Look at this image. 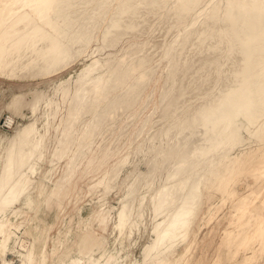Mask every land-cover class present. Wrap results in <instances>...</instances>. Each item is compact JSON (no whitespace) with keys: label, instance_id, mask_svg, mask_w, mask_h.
Masks as SVG:
<instances>
[{"label":"bare ground","instance_id":"bare-ground-1","mask_svg":"<svg viewBox=\"0 0 264 264\" xmlns=\"http://www.w3.org/2000/svg\"><path fill=\"white\" fill-rule=\"evenodd\" d=\"M95 1L93 0V3H90L89 0H0L1 78H6L12 81L19 79L29 80L35 78H49L62 73L77 62H83V67L77 75L74 76L69 74L68 78L64 77L54 85L53 96L45 102L40 127L37 126V120L30 121V123L25 125L17 123L19 117H22L23 119L26 118L24 115L25 109L27 110L28 107H31L32 110L33 108L30 106L31 102L28 101V97L13 94L11 100L7 102L4 107L9 113L7 123L14 129V133L11 135L6 133L0 134V154L4 153L3 157H5V160L2 159V163L0 164V258L2 264H13L6 260V257L9 254H15L22 264H38V256L41 257L42 264H190L191 256L197 242V235L192 231L194 223L198 219L197 215L200 213L202 207L208 206V216L207 218L205 217V221L210 223L213 221L217 210L222 205L221 201L218 202L217 199H215V195L214 197L211 195L206 196V192L211 193L218 191L223 197H225V195L229 193L235 194L234 183L238 182L241 177L246 175L255 177L259 175L264 176V63L262 61L264 60V0H221L219 5H216V1L215 7L213 6L207 9L210 10V12L214 10L213 14L209 12L207 13L206 11L207 14H212L211 19L214 20L218 19L224 10H229L227 11V17L225 16L227 19V22L225 21L227 23V29H223L226 24L224 26L221 25L223 26L222 30L224 31L222 38H226V42L230 39L229 41L231 45L229 44V46L231 47V50L226 49V51H231L232 54L239 52V54L243 55L240 60L237 58V61H239V63L237 62V67H235L237 63L234 65L230 63L234 66L233 68H235L236 71L239 72L238 69L243 70L240 79L237 81L233 80V83L231 81V84L228 85L229 87L225 86L227 87L225 94L218 98L216 97L217 99H215V101L205 104L206 107H203L204 110L199 112L198 109L201 110L202 108H198L196 110L198 113H194L191 118H186V120H184L179 126H176L178 128H176L175 131L168 133L167 128V134L164 133V137H155L156 141L151 137L155 135L158 136L157 132H155V135L152 133L153 135H149L150 137L148 136L149 138H147V135L142 131L148 125L147 122H150L148 120L142 126L143 128L146 124L141 131L142 133H140V135L138 134V136L136 135L137 138L135 137L136 140L134 139V142L130 143L127 140H121L119 142L117 147L121 146V148H113V143L108 141L104 146L100 147L104 133H101L102 131L99 133L98 130H100L101 127L103 128V124L106 126V123H110L106 122V119L111 112L113 115L122 113L121 111H118V113H114V110L111 111L114 108L111 109V107L114 106V100L116 98L115 94L125 92L127 88H129L131 90L130 92H128V89L124 96L121 94L123 97L120 95L121 98H116L117 100H119V98L122 99V102H127L129 97L138 87H147L151 75L142 78L138 76L139 72L145 69V66L141 67L137 65L139 62L141 65V61H136L137 66H134L131 69L129 68L132 73L129 72L127 67V69L124 67L123 61L125 59L124 56H126V49L123 58L117 61V65L114 64V61L118 60V58H115L116 55H112V52L107 54L105 52L107 50L109 51V49H111V51L116 50L115 48L118 46L117 41L122 38L120 37L122 31L126 36H128L131 31L130 34H133V30L130 31L127 27L130 26L129 29H134L135 31L141 29L140 33V30L136 33L134 31L136 35L137 33L141 34L143 31H147L146 29L148 28L146 27V29L142 31L143 24H140L143 21L142 19V21L140 20L141 22L139 21L140 23L135 20L140 13V15H143V12H145L144 15L141 16L144 18L146 15L147 18H149L148 16H155L158 12L160 14L162 13L163 20L166 19V27H160L159 32H161V28L164 30V28H168L169 25L174 24L173 22L176 19L178 21V18H180L179 15H184L186 13L189 14V11L195 3H191L189 0H174L173 3H175L171 4L176 6L177 11L172 13V7L164 8L167 0L166 2L164 0H126V2L120 5V10H117L119 12H116L114 18L110 17L111 20L108 23H106L107 21H104V23H106L105 30L98 38V34L102 28V25H99L102 24L100 23L102 16L105 12L106 16L111 12H114L116 7L114 2L110 4L107 3L109 0H102L101 3L100 0H98L99 3L95 6L96 8L92 10V4L94 6ZM118 1L115 4H118ZM170 2L171 1H169L168 4H170ZM213 2L215 3V1L212 0V3ZM112 5L114 6L113 9ZM195 6L193 9H195ZM197 6H199V4ZM202 6L203 5H201L200 8L204 10H206L204 7H209L207 5L204 7ZM228 7H230V9H227ZM160 9L164 12H160ZM173 9L175 10V7ZM108 10L109 12H107ZM197 10L200 11V9ZM204 10H201L200 12L203 11V14H205ZM195 13L198 12L196 11ZM195 13H192V20L198 18L203 21L209 16L206 14L207 16L203 15L204 17H199L198 14ZM123 14L128 15L127 17L125 16V18H128L126 20L124 18L125 21L123 20ZM193 14L196 15L194 18ZM162 15L159 17L161 18ZM224 15L226 14H222L223 18ZM200 16H202V14ZM159 17L157 16L154 18ZM133 19L140 25L137 23L135 25ZM207 19L208 17L205 21ZM147 21L142 23H145L144 25H146L148 24ZM183 21H180L182 22V25L186 22ZM198 21L197 23L200 25L204 22L201 21L202 23H199L200 21ZM220 21L222 24L224 23L221 19ZM101 22H103V20ZM180 22H178V26L174 25V27H180ZM125 23L128 26H125ZM197 23H194V28H197ZM206 23L208 25V22ZM203 24L201 25L202 27L205 26ZM220 24L218 26H220ZM207 25L206 28L210 29L211 26L207 27ZM201 26L198 25L199 28ZM186 27H184L183 30L181 28V32L178 31L180 33L176 35L177 37L173 44L171 43V47H169V50L165 54L166 61L169 62L171 59L175 60L177 57V49H175V47L177 48L178 45H182L179 49L181 54L183 51L186 52V50H189L190 47H193L191 50H195L193 45L198 42L197 38L199 39V33L196 29V31L193 30V27L191 29L192 31L188 27L190 31L188 32L187 30L188 33H185ZM126 28L128 35L125 33ZM170 28L171 27L169 26L168 30H170ZM206 28H202L204 32ZM200 31L201 34L203 31ZM212 31H206L205 35H207L206 33L209 35L206 37H210ZM204 32L202 34H204ZM209 32L211 33L209 34ZM232 33H235L234 36ZM118 34L120 35L118 36ZM135 34L133 35L135 36ZM216 36L217 35L214 36L213 34L212 38L219 39V37ZM163 37L165 38L164 35ZM204 37L205 36H203L201 40H203ZM206 37L205 39H207ZM181 39H183V42L178 43ZM196 40L197 42H195ZM152 42H154V40ZM176 42L177 46H175ZM212 43L214 44V40ZM215 43L216 45H212L211 48L204 50L206 56L202 53V62L204 61L207 63L209 60L205 57L210 58V56H208L209 52H213V50L218 48L219 43L216 39ZM224 45L225 44H223V47ZM95 46L98 47V49L94 51L93 48ZM154 46L155 48L152 44L153 48L149 46L150 48H148V50L150 51V49H152L154 52L158 45ZM219 48L221 49L220 46ZM149 51L148 54L151 53V51ZM127 52L129 51L127 50ZM130 52L127 54H132ZM194 52L195 51H193L192 56L191 52L184 54L185 56L188 55V57H185V59H188H184L185 61H183L184 65L182 62L175 63L174 65V61H172V64L169 62L172 67L175 66L173 71H177L178 73L179 69L186 67L184 68L186 73L182 71L180 75L183 76L185 73L183 76L184 78H188V76L190 77L194 72V68L192 70L191 65L195 66L198 64L199 66V62L201 61L199 58L196 60L197 57L194 58L199 54L196 55ZM96 53L99 55L96 56ZM151 54L150 58L153 56V54ZM193 54H195L194 57ZM132 56H134V54ZM143 56L147 57L145 54H143ZM189 56L192 59L194 58L197 63L195 64ZM198 56H200V54ZM226 56L229 58L231 54L228 55V53H226ZM141 57L142 55L138 56V60L145 61L144 58L142 59ZM150 58L148 55V59ZM178 58H181L182 61V55ZM130 59H128L129 61L126 59L128 63H130ZM148 59L146 60L150 62ZM189 59L192 64L189 63ZM204 59H206V61ZM143 64L145 65V62H143L142 65ZM203 64L204 63L200 66L204 69L205 64L204 66ZM133 65L130 64L129 66ZM181 65L183 67H181ZM258 67L262 68H259V70ZM233 68L231 66L230 72H235ZM187 69L188 72L192 70V74L190 72L191 75L187 74ZM173 71L171 72L174 73ZM196 71L198 72L197 68ZM177 73H175L174 76H176ZM196 74L197 73H194L195 76ZM219 74L220 72L218 73V76ZM227 74L228 73L226 72L225 75L227 76ZM170 75L171 74L168 73V76ZM209 76L210 75L207 77ZM179 77L176 78L177 81L179 80L181 83H184L182 80H190L191 82V77L195 78L196 80L194 79V81L197 82H200V79H202L201 76V78H198L197 76L196 78L193 77V75L189 79L182 78L180 80ZM211 79L210 76L208 81L211 82ZM168 80L165 82H172V80ZM203 80L204 78L202 79V82H200L201 88L205 84L206 87L210 86L207 85L206 76L204 80V82H206L205 84ZM197 82H193L192 80L191 84L185 82L184 84L182 83V85L180 83L183 87L185 86V88L178 83L179 86H175L176 88L178 87V90L175 89V92L172 90L173 95L170 94L171 97L173 96L172 98H174L175 93H177L178 97L176 98L178 100L180 98V93L182 95V91H179L181 88L185 89V92L183 91L184 93L190 91L186 93V95L183 94V96L185 95L186 97L188 94L189 97V94L193 92V87H195L193 83L198 86ZM172 84L174 85L173 82ZM187 84L192 88L188 90L189 86H187ZM192 84L194 86H192ZM198 87L200 88V86ZM221 90L222 89H220V91ZM208 91L209 90H204L203 92L202 90L200 95L205 93L203 95H206L207 97L209 95ZM34 92L36 93L38 90H35ZM34 92H31V94H34ZM170 92L171 91H169V93ZM169 93L166 94L168 95ZM163 95H165V93ZM167 95H165L166 98L168 97ZM165 96L160 98V108L164 107L162 109H166L165 107L167 106V109L169 110L168 105L171 103H175V106H177L176 104L178 102H176V98H174V100L170 98V101L167 99L169 103L166 105V102L168 101ZM35 98L36 97L33 98L34 101ZM164 98L166 102L162 101ZM42 99L44 100L45 98ZM178 101L180 103V99ZM162 102L165 104H162ZM179 105L180 104H178V106ZM121 109L122 108L119 106V110ZM171 109L174 110L172 107ZM178 109L179 108H177V110ZM162 111L164 112V110ZM32 113L33 110L31 114ZM36 113L37 112H35V114ZM167 113L169 112H166V114ZM172 115L168 114L166 117H171ZM165 116H162V118ZM107 120L109 121V119ZM162 121L166 122L167 120H161L160 122ZM165 122L163 123L165 124ZM105 129L106 127L104 130ZM169 131H171V129ZM127 132H123L124 135ZM149 133L150 132L148 131V134ZM120 134L119 137L121 136ZM244 134L249 136L250 140H246ZM119 137L117 139H119ZM152 140L155 141V146L154 143H151L154 147L151 152L155 155L150 157L146 154L147 157L144 160L151 165L152 160L155 159L153 162L154 164H152L153 172L156 173L157 171L158 173L160 167L166 166L167 162H173L178 158L180 159V163H176L180 164L179 169L177 171L174 170L175 172L171 175L167 174L168 176L164 178L163 184L158 190L151 192L150 190L153 188L151 187L150 190L141 193L142 195L135 200L136 197H134V193L137 194L135 186H137L138 181L136 178L137 181L135 182L134 180L133 183H136V185L132 188V192L134 193H129V196L132 195L135 201H131V204L127 201L124 202L119 200V203L122 202L121 205L123 204V206L117 215L114 216L112 214V208L107 206V201L106 203H100L97 205L95 210L92 208L81 209L86 225L89 223L91 226L95 225L103 231L109 232L110 240L102 253L98 254L99 249L97 248V244H94V238L89 235L83 240V247L89 245L92 248L89 251V255H83V247L75 249L72 245L70 246L72 235L69 234L67 238L64 239L63 237V239L59 241L58 236L60 235L54 237L53 243L51 244L52 253L47 254L46 249L48 250V238L46 237V234L48 229H46L44 233L39 234L37 238H28L27 236L29 235L25 236L29 240V247L26 250L23 245H20L23 237L21 239L17 238V236L8 228V224L17 227V223H19L26 214H30V218L27 222L37 223L40 230L44 227L48 216L53 215L54 222V220L58 218L59 207H61L63 200L66 198L67 193L71 188V183L75 177L79 175V173L83 177L88 176L96 167L97 169H100L104 166V168L100 169L98 174L88 183L90 194H98L99 197L97 199L101 200L114 189H120L130 181L134 174L132 172H125L129 161L135 154H141L145 150L144 148L147 143L149 141L152 142ZM202 141L210 143L212 151L210 150L209 152L205 151L206 153H200L201 148L207 150L206 142L203 144V147L199 145L201 148L198 149L197 144ZM51 143L53 144V149L51 152H48ZM163 145L165 148L162 147ZM125 146L127 149L125 148L123 150ZM149 146L150 143H148V147ZM195 146H197V148ZM197 149L200 155H198ZM201 156L204 157L202 160H200ZM40 163L45 164L46 168L43 167L42 169H39ZM167 165H169V163ZM163 168L167 170L166 167ZM163 168L161 167V170ZM173 168H175V166ZM151 169L152 168H150V171ZM164 169L163 171H165ZM169 171L171 172L170 169ZM36 173L40 175L39 180L32 178ZM152 176L155 177L154 175ZM199 176H201V179H198L200 178ZM172 177L174 180L171 181L170 179ZM160 179L162 180V178ZM48 182H50V184H48ZM140 184L141 183H139L138 186H140ZM150 185L151 184H149V186ZM130 187L133 186L130 184ZM128 190L127 192L131 191V189ZM248 191H250V189ZM149 194L150 199L146 202ZM252 195V193L247 196L244 195L245 197H243L241 201H248ZM129 198L132 200L131 197ZM136 202L138 204H136ZM144 204L145 206L143 207ZM132 205L138 206L137 212L135 214L133 213V215L130 214L133 210L130 211L129 207ZM262 206L263 207L257 209L254 217H252L250 211L247 212L246 217H252L253 222L252 227L249 225L251 227L250 229L244 228L245 230H242V228H240L238 231L236 230L235 232L228 233L224 241V247H236V253L234 254L233 259H236L237 256H239L242 247L248 245L246 247V251L248 252H250L252 247H256L254 257L256 263H253L252 258L246 254L239 264H260V260L264 254V237L261 236V226L264 224V203ZM134 209L136 210V208ZM149 210L153 212L150 220H143L145 212ZM110 224L112 225L111 231L108 229ZM148 226L150 227L149 230L147 229ZM17 228L19 229L20 227ZM91 232L93 231L91 230ZM142 237L148 238V242L138 247L140 248V254L137 256L136 254H133L131 250L134 247H137V243ZM55 248L59 251L58 253H55ZM61 250H68L69 256L67 258L63 257L61 255L63 251L61 252ZM222 259V255H218L217 263Z\"/></svg>","mask_w":264,"mask_h":264},{"label":"rangeland","instance_id":"rangeland-1","mask_svg":"<svg viewBox=\"0 0 264 264\" xmlns=\"http://www.w3.org/2000/svg\"><path fill=\"white\" fill-rule=\"evenodd\" d=\"M95 1V0H94ZM101 1L102 0H100V3H101ZM118 1V0H117ZM116 0H109V2H107V3H112V2H114V5H115V10H114V12H111L109 15H107L106 16V12H105V14L102 16V18H101V20H100V23H102V24H99L100 26L102 25V28L100 29V32H99V34H98V38L102 35L101 33L105 30V25H106V23H108L110 20H111V18L110 17H112V18H114L115 16H116V12H119V11H117V10H120V5L122 4V3H124V2H126V0H119L118 2V4H115L116 2H117ZM123 1V2H122ZM165 2H166V0H164ZM169 1H171L170 2V4H168L169 3ZM173 1L174 0H167V4H168V6H167V4L165 3V5L166 6H164V8H171V12L173 13L174 11H177V9H176V6H174V5H172V4H174L173 3ZM189 1H191V3H195V5L197 4H199V6H195L194 4H193V6H192V9L189 11V14L188 13H186V14H184V15H179L180 16V18H178V21H177V19L173 22L174 24H171V25H169L171 28H170V30H168L169 29V26H168V28H164V30H163V28H161V32H159V28L160 27H162V26H164V27H166L165 26V21H166V19H164L163 20V15H162V13L160 14L159 12L154 16V15H151L152 17H150V16H148L149 18H147V15H146V17L144 18V17H141V16H143L144 15V13L145 12H143V15H140L139 14V16H137V19L135 18V20H137L138 21V23H140L142 20V22H146L147 20V23L148 24H146V25H144L145 23H140V24H143V27H142V31L144 30V29H146V28H148V29H146L147 31H143L141 34H138L137 33V35L135 34L136 32H138V30H140L139 31V33L141 32V29H138L137 31H135L134 29H129L130 28V26L129 27H127L128 28V30H133V34H135V36L133 35V34H130L129 33V35H128V32H127V28L125 29L126 31H125V33H127V35L128 36H126L125 34H124V32L122 31L120 34H121V36L120 37H122V38H120V39H118V46H116V50H114V51H111V49H109V51L107 50L105 53L107 54V53H110V52H112L111 54L112 55H116V57L115 58H118V60H116V61H114V64L115 65H117V61H119L120 59H122L123 58V56H124V52H125V49H126V52H125V54H126V56H124L125 57V59H124V61H123V65H124V67L126 68H128V70H129V68L131 69L132 67H134V66H137V65H139V66H141V67H143V66H145V69L143 70V71H141V72H139V77H145V76H147V75H151V78H150V81H148V85H147V87L145 86V87H138L134 92H133V94L129 97V100H127V102H122V99H120L121 98V96L123 95L124 96V94H126L125 92L129 89V88H127V90L125 91V92H121V93H117V94H115L116 95V98L118 99V97H120L119 98V100H117L116 98H115V100H114V106H112L111 107V111H113L114 110V113H118V111H121L120 113L121 114H114L113 115V113L111 112V114L107 117V119H109V121L106 119V122H110V123H106V122H104V123H106V126H104L105 124H103V128L101 127L100 128V130H98L99 131V133L101 132V133H104L103 134V140H102V142H101V146L100 147H102V146H104L106 143H107V141L108 142H112L113 143V148H121V146L120 147H117V145L119 144V142L121 141V140H123V141H129L130 143H132V142H134V139L136 140V135L138 136V134L140 135V133H144L145 135H147V138H149L150 136H152L153 134L155 135V132H157L156 134L158 135V136H153V137H151L153 140H155L156 141V139H155V137L156 138H159V137H164V135L165 134H167V131H168V133L169 132H172V131H175L176 130V128H178V127H176V126H179L184 120H186V118L188 119V118H191L193 115H194V113L196 114V113H198L196 110L198 109V108H202L201 110L200 109H198V111L200 112V111H202V110H204L203 109V107L205 106V104H208L209 102H213V101H215V99H217L219 96H221V95H223V94H225L226 93V89H227V87H229L228 85L229 84H231V81H232V83L234 82V81H237V80H239L240 79V77H241V74L243 73V70H240V69H238L239 70V72L238 71H236L235 70V68H233L234 66V64H236L237 62L239 63V61H237V58H239L238 60H240V58L243 56L242 54H239V52H237L236 54H232L231 53V51L229 52L228 50H231V47L229 46V44H230V39L226 42V38H222L223 37V30H222V27L224 26L225 28H223L224 30L225 29H227V19H226V17H227V14H228V12L227 11H229V10H224V14H226V15H224V18L222 17V14H221V18L219 17L218 19H214V20H212L211 19V15L213 14V11L212 12H210V10H207V9H209V8H211V7H215L216 5H219L220 3H221V0H213V1H215V3L213 2L212 3V0H189ZM205 1V2H204ZM216 1H217V4H216ZM89 2L90 3H93V0H89ZM97 2V3H96ZM198 2V3H197ZM219 2V3H218ZM96 3V4H95ZM95 3H94V6H93V4H92V7H91V9L93 10L94 8H96L95 6H97V4L99 3V1L97 0V1H95ZM172 3V4H171ZM203 3H205V4H203ZM213 4V5H212ZM216 4V5H215ZM117 5V6H116ZM119 5V6H118ZM169 5H171V6H169ZM201 5H203L202 7H204L205 5H207V6H209L208 8L207 7H204V8H206V10H204V9H202V8H200L201 7ZM163 6V5H162ZM195 6V9H193V7ZM175 7V10L173 9ZM197 7V8H196ZM89 8V7H88ZM114 8V6L112 5V9ZM119 8V9H118ZM162 8V7H161ZM164 8H162V9H164ZM90 9V10H91ZM111 9V8H110ZM197 9H200V11L201 10H204V12H205V14H203V11L202 12H200V11H198ZM212 9H215V8H212ZM227 9H230V7H228ZM86 10V9H85ZM91 10V11H92ZM165 10V9H164ZM198 12V13H195V12ZM206 11H207V13L209 12V13H212V14H207L206 13ZM90 12V11H89ZM107 12H109V10L107 11ZM160 12H164L163 10H161L160 9ZM195 13V14H198V16L199 17H204L203 15H209L210 16V18H209V16H207L208 17V19L205 21V19L207 18H202V19H204L203 21L201 20V19H198V18H196V19H193L192 20V13ZM199 12H200V14H199ZM188 14V15H187ZM195 14H193V18L196 16ZM202 14V16H200ZM124 15V16H123ZM122 16H123V20H124V18H125V16L127 17L128 15L126 14H123ZM160 15H162L161 16V18L159 17ZM122 16H120V17H122ZM159 17V18H154V17ZM178 16V17H179ZM226 16V17H225ZM147 18V19H146ZM177 18V17H176ZM190 18H191V21H190ZM223 18V19H222ZM126 19H128V18H125V20ZM142 19V20H141ZM189 19V20H188ZM220 19L224 22L223 24H222V22L220 21ZM103 20V22H101ZM124 20V21H125ZM141 20V21H140ZM151 20H152V23H151ZM157 20V21H156ZM159 20V21H158ZM186 21V22H184V21ZM196 20V21H195ZM200 22H199V21ZM104 21H107L106 23H104ZM133 21H134V19H133ZM137 21H134L135 22V25H136V23H137ZM140 21V22H139ZM163 21V22H162ZM176 21H177V23H176ZM180 21H183L184 23H183V25H182V22H180ZM197 21L199 22V23H202L203 25H205L204 27H202L200 24H198L197 23ZM226 21V22H225ZM158 22V23H157ZM178 22H180V27H177L178 26ZM188 22V23H187ZM206 22H208V25H207V23ZM213 24H212V23ZM218 22H219V24H220V26L221 25H223V26H218L219 24H218ZM137 23V24H138ZM176 23V24H175ZM194 23H197L196 25H197V28L199 29H197L196 27L194 28V26H195V24ZM211 23V24H210ZM133 24V23H132ZM132 24H129V25H132ZM140 24H138V25H140ZM184 24H187V25H184ZM209 24H210V26H209ZM127 24L125 23V26H126ZM135 25H132V26H135ZM137 25V26H138ZM161 25V26H160ZM173 25V26H172ZM174 25H177V26H175L174 27ZM198 25L199 26H201L203 29L204 28H206V25H207V27H210V29H208V28H206V30H205V32L207 31L208 32V30H210V31H212L213 30V28H214V30H216L215 32H213L212 31V33L211 32H209V34H210V37H206V36H209L208 35V33H206L207 35H205V32H204V30L200 27H198ZM128 26V25H127ZM149 26V27H148ZM152 28H151V27ZM186 27L185 28V30H186V32L185 33H188L191 29H192V27H193V30H197L198 31V33L200 34V30H202L203 32H204V34H200V36H199V34H198V37H199V39L197 38V40H198V42H197V40L195 41V42H197V43H195V45H193L194 46V49L195 50H191L193 47H190V49L189 50H186V52L185 51H183V53L181 54V52H180V48H181V46L182 45H178L177 46V42L179 41V39H178V41L175 43V46H177V48L175 47V49H177L176 50V55H177V57L175 58V60L173 59H171V61H169L171 64H172V61H174L173 62V65L175 64V63H183V65H184V62L183 61H185V60H187L188 58H186L185 59V57L187 56L188 57V55H184L185 53H187V52H191V56H192V53H193V51H195L194 53H196V55L199 53L200 54V56H195L194 57V55L195 54H193V57L194 58H196V60H198V58L201 60L199 63V66H198V64L197 65H195V66H193V65H191L192 66V70H193V68H194V72H193V74H192V70H190V72H191V74L193 75V77H198V78H201L202 77V79L204 78V80H205V76H206V80H207V85H210V86H205L206 84V82H204V80H203V82H204V86H202V88H201V85H200V82H202V79H200L201 81L200 82H197V81H194V79L195 78H192L191 76V74H190V72H188V69H187V74H189V75H191L190 77H191V82H190V80L188 81L187 79H189L190 77L188 76V78L187 77H185V78H187L186 80L187 81H185V80H182V81H184V83L186 82V83H192V80H193V82H197L198 83V86H200V88L198 87V86H196L197 84H195V83H193L194 85H195V87H193L194 89H192V91L194 92L195 90V92L193 93V92H191V94H189V97H188V94H187V97L185 96L186 95V93H188V92H190V91H186V93H184L185 91V89H183V88H185V86L183 87L182 85L184 84L183 82V84L178 80L177 81V78L176 77H179V79L181 80L182 78H184L183 76H184V74L186 73L185 71V69L184 68H186V67H184V68H181V69H179L178 70V73H177V71H173L174 69H175V66H173L172 67V65L168 62V61H166L165 60V54H166V52L169 50V47H171L170 45H172L173 44V42H174V40H175V38L177 37L176 35H178L181 31V28L182 27ZM217 26V27H216ZM146 27V28H145ZM184 27L182 28V30L184 29ZM188 27H189V29H188ZM191 27V28H190ZM219 27V28H218ZM132 28V27H131ZM151 28V29H150ZM212 28V29H211ZM154 29V30H153ZM208 29V30H207ZM239 29V28H238ZM174 30V31H173ZM175 30H177V31H175ZM184 30V31H185ZM187 30H188V32H187ZM195 30V31H196ZM222 30V31H221ZM134 31H135V33H134ZM178 31H180V32H178ZM183 31V32H184ZM192 31V30H191ZM200 31V32H199ZM120 32V31H119ZM165 32V33H164ZM168 32V33H167ZM178 32V33H177ZM216 32H217V34H216ZM123 33V34H122ZM172 33V34H171ZM177 33V34H176ZM219 33H221V34H219ZM101 34V35H100ZM120 34H118V36L120 35ZM175 34V35H174ZM213 34H214V36L215 35H217L216 37H219V39L218 38H212V36H213ZM235 34V33H234ZM234 34L232 33V35L234 36ZM100 35V36H99ZM131 35V36H130ZM140 35V36H139ZM158 35V36H157ZM163 35L165 36V38L163 37ZM219 35V36H218ZM125 36V37H124ZM142 36V37H141ZM144 36V37H143ZM203 36H205L207 39H205V37H204V39L203 40H201V38L203 37ZM119 38V37H118ZM154 40V42H152L153 40ZM167 38V39H166ZM171 38V39H170ZM211 38V39H210ZM222 38V39H221ZM169 39H170V41H169ZM184 39V38H183ZM183 39H181L180 40V42H178V43H182L183 42ZM215 39H216V41L219 43H217L220 47H221V49L219 48V46H218V48L220 49H216V50H213V52H209V55L208 56H210V58L209 57H205V58H207V60H209V61H207V63H209V64H207V63H205L204 61L202 62V53H204V55H205V49H207V48H211L212 47V45H216V43H215ZM121 40H123V41H121ZM152 40V41H151ZM156 40H157V42H156ZM213 40H214V44L212 43L213 42ZM203 41V42H202ZM210 41H212V42H210ZM148 42V43H147ZM158 43V44H156V43ZM226 42V43H225ZM119 43H120V45H119ZM146 45H145V44ZM172 43V44H171ZM222 44V46H221V44ZM137 44V45H136ZM140 44V45H139ZM144 44V45H143ZM149 44V45H148ZM151 44V45H150ZM152 44H153V47L155 48V46L154 45H158V49L156 48V50L153 52V50L152 49H150V51H151V53L153 54V56H151V58H150V54H148V48H153L152 47ZM160 44V45H159ZM197 44H199V45H197ZM223 44H228V45H224V47H223ZM133 45H134V47H133ZM231 45V44H230ZM150 46V47H149ZM200 46V47H199ZM118 47V48H117ZM137 47H139V48H137ZM142 47V48H141ZM162 47V48H161ZM95 48V49H94ZM93 48V50L95 51L96 49H98V47H94ZM133 50H132V49ZM134 48H136V49H134ZM141 48V49H140ZM202 48H204V49H202ZM131 49V50H130ZM201 49V50H200ZM226 49H228L227 51H226ZM127 50L130 52V51H132V52H130V53H132V54H127V53H129V52H127ZM136 50V51H135ZM139 52H138V51ZM116 51V52H115ZM134 51V52H133ZM147 51V52H146ZM149 51V52H150ZM217 52V53H216ZM123 53V54H122ZM135 53H136V55H135ZM138 53H140V54H138ZM147 53V54H146ZM226 53H228V55H230L231 54V56H229V58L226 56ZM117 54H118V56H117ZM121 54H122V56H121ZM134 54V56H132ZM143 54H145V55H147V57L146 56H143ZM151 54V55H152ZM162 54V55H161ZM189 54V53H188ZM218 54V55H217ZM239 54V55H238ZM99 54L98 53H96V56H98ZM141 56L142 55V59L144 58V60L145 61H143V60H138V56ZM148 55H149V58L150 59H148ZM180 55H182V61H181V58L179 59L178 57L180 56ZM190 55V54H189ZM232 55H234V56H232ZM236 55V56H235ZM238 55V56H237ZM113 56V57H114ZM184 56V57H183ZM206 56V55H205ZM219 56V57H218ZM130 57H131V59H130ZM137 59H136V58ZM201 57V58H200ZM225 57H227V58H225ZM231 57V58H230ZM115 58H113V59H115ZM134 58H135V61H134ZM189 58H191L190 56H189ZM193 58V59H194ZM212 58V59H211ZM219 58V59H218ZM221 58V59H220ZM232 58H234V59H232ZM128 59H130V63H128V61L127 60ZM146 59H148V60H150V62H148ZM185 59V60H184ZM192 58H191V60L193 61V62H195V59L193 60ZM229 59V60H228ZM264 59V58H263ZM131 60H133V61H131ZM190 60V59H189ZM191 60L189 61V63H191ZM205 61H206V59H204ZM212 60V61H211ZM217 60H219V61H217ZM138 61H141L142 63L143 62H145V65L143 64L142 65V63H141V65H140V62L139 63H137ZM148 63H147V62ZM176 61H178V62H176ZM221 61V62H220ZM263 61V63H264V60H262ZM188 62V61H187ZM219 62V63H218ZM235 62V63H234ZM128 63V64H127ZM136 63H137V65H136ZM186 63V62H185ZM197 62H195V64H196ZM202 63H204L205 64V68L203 69V67L202 66H200V65H202ZM233 64V65H231V64ZM238 63L235 65V67H237L238 66ZM113 64V65H114ZM133 65V64H135V65H133V66H129V65ZM147 64V65H146ZM149 64V65H148ZM192 64V63H191ZM204 64H203V66H204ZM212 64V65H211ZM114 65V66H115ZM125 65H127V66H125ZM208 65V66H207ZM129 66V67H128ZM202 67L201 69L200 68H198V67ZM231 66H232V68H233V70H235V72H230V68H231ZM261 66V65H260ZM82 67H83V62L82 61H80V63L79 62H77L76 64H74L73 66H71V67H69L67 70H65V71H63L62 73H60V74H58V75H55V76H53V77H49V78H35V79H29V80H27V79H19V80H9V79H6V78H1L0 77V134H3V133H6V134H13L14 133V129L13 128H11L10 126H9V124L7 123V121H8V116H9V113H8V111H6L5 109H4V107H5V105H6V103L7 102H9L10 100H11V97H12V95L13 94H17V95H24V96H26V97H28V101H30L31 102V105L30 106H32L33 108H32V110H33V113L31 114V112H32V110H31V107H28L29 109H30V111H29V109L27 108V110L25 111L24 110V115L26 116V118H22V117H19L18 119H17V123H20V124H23V125H25V124H28V123H30V121H34V120H37L38 121V124H37V126L38 127H40V124H41V117H42V114H43V112H44V108H45V102H46V100L47 99H49L50 97H52L53 96V92H54V90H53V87H54V85L55 84H57L58 82H59V80H61L62 78H68L69 77V74H72V75H77L78 74V72L82 69ZM113 67V66H112ZM147 67V68H146ZM169 67V68H168ZM181 67H183L182 65H181ZM218 67H219V69H218ZM126 68V69H127ZM196 68H197V70H198V72L196 71ZM242 68V67H241ZM261 69L262 67H258V69ZM153 69V70H152ZM222 69H223V71H222ZM259 69V70H260ZM180 70H181V72H180ZM185 70V71H184ZM203 70V71H202ZM206 70V71H205ZM225 70H226V72L228 73L227 74V76L225 75L226 74V72H225ZM232 70V71H233ZM171 71H173L174 73H172ZM182 71L183 72H185L184 74H183V76L182 75H180L181 73H182ZM213 71V72H212ZM129 72L130 73H132L131 72V70H129ZM208 72V73H207ZM220 72V74H219V76H218V73ZM130 73H128V74H130ZM168 73H170L171 75L170 76H168ZM175 73H177L176 74V76H174V74ZM194 73H197L196 74V76L194 75ZM206 73V74H205ZM20 74H22V73H20ZM173 74V75H172ZM179 74V75H178ZM208 75H210L211 76V82H209L208 81V79L210 78V76L209 77H207ZM224 75H225V77H224ZM168 76V77H167ZM174 78H173V77ZM201 76V77H200ZM222 76V77H221ZM169 77H171V78H169ZM196 77V78H197ZM215 77V78H214ZM169 80H172V82L174 83V85L172 84V82L171 81H169ZM184 78V79H185ZM208 78V79H207ZM224 78V79H223ZM228 78V79H227ZM6 79V80H5ZM175 79V80H174ZM223 79V80H222ZM230 79V80H229ZM166 80H168L169 82L168 83H170V84H168L167 82H165ZM196 80V79H195ZM215 82H213V81ZM229 80V81H228ZM234 80V81H233ZM136 81V80H135ZM175 81H177V82H175ZM219 81V82H218ZM225 81V82H224ZM209 82V83H208ZM224 82V83H223ZM229 82V83H228ZM133 83H134V81H133ZM167 83V84H166ZM177 83V84H176ZM178 83L183 87V88H181V89H179V91L181 92L182 91V95H181V93H180V103H179V99L177 100V98L176 97H178V94L177 93H175V97L174 98H176V102H178L176 105L177 106H175V103H171V104H169L168 106V108H169V110L167 109V104L169 103V99L170 98H172L171 97V95H173V92H172V90L174 91L175 89H177L178 90V87L176 88L175 86H179L178 85ZM219 83V84H218ZM226 83V84H225ZM187 84V86H189ZM192 84V86H194ZM201 84H203V83H201ZM225 84V85H224ZM131 85H133V84H131ZM173 85V86H172ZM225 86H227V87H225ZM166 87H170V88H166ZM190 87V88H189ZM188 87V90L189 89H191L192 87L191 86H189ZM196 87H198L197 89H195ZM204 87H205V89H204ZM211 87V88H210ZM146 88V89H145ZM172 88V89H171ZM207 88V89H206ZM224 88H225V90H224ZM144 89V90H143ZM165 89V90H164ZM168 91H167V90ZM220 89H222L221 91H220ZM35 90H38V92H34ZM52 90V91H51ZM186 90H187V87H186ZM202 90H203V92H204V90H209L208 92H209V95L206 97V95H203V94H205V93H202V95H200V92H202ZM131 90L129 89L128 90V92H130ZM166 91V92H165ZM169 91H171L170 93H169ZM176 91V90H175ZM174 91V92H175ZM184 91V92H183ZM216 91V92H215ZM31 92H34V94L36 95H34V94H31ZM127 92V93H128ZM163 92V93H162ZM206 92V91H205ZM4 94V95H2V94ZM152 93V94H151ZM165 93V95H167L166 93H169L167 96L169 97H167L166 98V96L165 95H163ZM195 93H197V94H195ZM38 94H39V96H38ZM122 94V95H121ZM171 94V95H170ZM183 94H185L184 96H183ZM28 95V96H27ZM121 95V96H120ZM177 95V96H176ZM191 95V96H190ZM194 95H195V97H194ZM216 95V96H215ZM122 96V97H123ZM153 96V97H152ZM162 96V97H161ZM165 96V98H166V100L168 101V102H166V100H165V98L162 100L163 102L165 101L166 102V109H162V108H164V107H162V108H160L161 106H160V98H163ZM182 96V97H181ZM200 96V97H199ZM214 96V97H213ZM34 97H36L35 98V101L33 100V98ZM40 97V98H39ZM204 97V98H203ZM212 97V98H211ZM217 97V98H216ZM42 98H45L44 100L42 99ZM174 98H172L173 100H174ZM185 98V99H184ZM195 98V99H194ZM203 98V99H202ZM214 98V99H213ZM41 99H42V101H41ZM171 99V100H172ZM181 99H183V100H181ZM121 100V101H120ZM198 100V101H197ZM43 101H44V103H43ZM118 103H117V102ZM126 101V100H125ZM129 101V102H128ZM160 101V102H159ZM182 101V102H181ZM207 103H206V102ZM29 102V103H30ZM34 102V103H33ZM134 102V103H133ZM162 102V104H165V103H163ZM185 102V103H184ZM194 102V103H193ZM115 103H117V104H115ZM121 103V104H120ZM129 103V104H128ZM33 104V105H32ZM129 106H127V105ZM161 104V105H162ZM178 104H180L179 106H178ZM185 104V105H184ZM28 105V106H29ZM36 105V106H35ZM39 105H40V107H39ZM118 105V106H117ZM117 106V107H116ZM119 106H120V108H124L125 109V111H124V109L122 110H119ZM124 106V107H123ZM164 106V105H163ZM184 106V107H183ZM35 107V108H34ZM43 107V108H42ZM126 107V108H125ZM131 107V108H130ZM171 107L172 108H174V110L173 109H171ZM206 107V106H205ZM204 107V108H205ZM145 108V109H144ZM155 108V109H154ZM177 108H179L178 110H177ZM182 108V109H181ZM118 109V110H117ZM164 110V112L162 111V110ZM176 109V110H175ZM190 109V110H189ZM42 110V111H41ZM130 110V111H129ZM166 110V111H165ZM171 110V111H170ZM37 112L36 114H35V112ZM116 111V112H115ZM124 111V112H123ZM143 111V112H142ZM155 111H156V113H155ZM174 111H176V112H174ZM30 112V113H29ZM163 112V113H162ZM166 112H169V113H167L166 114ZM27 113V114H26ZM143 113V114H142ZM153 113H155V114H153ZM160 113H161V115L162 116H165V114H166V116L169 114V115H172L171 117L169 116V117H164V118H162V116L160 115ZM36 116H35V115ZM152 114V115H151ZM121 115V116H120ZM179 115V116H178ZM120 116V117H119ZM151 118H150V117ZM159 116H161V117H159ZM116 117V118H115ZM178 117V118H177ZM39 118V119H38ZM114 118V119H113ZM176 118V119H175ZM185 118V119H184ZM113 119V120H112ZM134 120V121H133ZM150 121V122H147V121ZM161 120H167L166 122L165 121H162V122H160ZM174 120V121H173ZM132 121V122H131ZM113 122V123H112ZM147 122V126H146V124L144 125V130H143V128H142V126H143V124L144 123H146ZM163 122H165V124L163 123ZM176 122H177V124H176ZM159 123V124H158ZM109 124V125H108ZM128 124V125H127ZM130 124V125H129ZM159 126H158V125ZM160 124H161V126H163V127H161L160 126ZM162 124H164V125H162ZM153 126V127H152ZM175 126V127H174ZM106 127V129L104 130V128ZM109 128V129H108ZM130 128V129H129ZM140 128H142V129H140ZM151 128H152V130H151ZM159 128H161V129H159ZM168 128V129H167ZM171 129V131H169L170 129ZM174 128V129H173ZM102 129V130H101ZM108 129V130H107ZM166 129H167V131H166ZM107 130V131H106ZM143 130V131H142ZM105 131V132H104ZM127 132L125 135H124V133L123 132ZM140 131V132H139ZM142 131V132H141ZM148 131L150 132L149 134H148ZM159 131V132H158ZM120 132H121V134H120ZM139 132V133H138ZM153 133V134H152ZM165 133V134H164ZM119 134L121 135L120 137H119ZM122 135H124V136H122ZM150 135V136H149ZM149 136V137H148ZM246 136V137H245ZM119 137V139H117ZM136 137V138H135ZM244 137L246 138V140H250V137L249 136H247L246 134H244ZM131 139V140H130ZM118 140V141H117ZM152 140V142H148V143H150V146L148 147V143H147V145H146V147L144 148L145 150L141 153V154H135L133 157H132V159L129 161V163H128V165H127V167H126V170H125V172H132V173H134L133 175H132V178L130 179V181L129 182H127L124 186H122L120 189H114L111 193H109L108 195H106V197H104V198H102L100 201L97 199L98 197H99V195L98 194H90V192H89V182L94 178V176L95 175H97L98 174V171L100 170V169H103L104 168V166H102L100 169H97V167L96 168H94L93 169V171L88 175V176H82L80 173H79V175H77L76 177H75V179L72 181V183H71V188H70V190L68 191V193H67V196H66V198L63 200V203H62V205H61V207H59L60 209H59V213H58V218L56 219V220H54V222H53V215L52 216H48V218H47V221L45 222V225H44V227H42V229L40 230V228H39V226H38V224L37 223H33V222H27V220L30 218V214H26V216H24L23 218H22V220L19 222V223H17V227H20L19 229L16 227V226H14V225H12V224H8V228L12 231V233L13 234H15L16 236H17V238H22L23 237V240L20 242V240H19V242H20V245L22 246H24L25 248H26V250L28 249V247H29V240H28V238H30V237H33V238H37V236L39 235V234H42V233H44L45 231H46V229H48V231H47V234H46V237L48 238V241H47V244H48V250L46 249V253L48 254H51L52 253V243H53V240H54V237H57L58 235H60V236H58V241L59 240H61V239H63V237H64V239L65 238H67L68 236H69V234L70 235H72V238H71V240H70V246L72 245V247H75V249H79V248H81V247H83V240L85 239V237L86 236H91L92 238H94V244H97V248L99 249L98 250V254H100V253H102L103 251H104V249H105V246L107 245V243L109 242V240H110V236H109V232H106V231H103L101 228H99L98 226H95V225H93V226H91L89 223H88V225H86V223H85V221H84V218H83V214H82V212H81V209H83V208H86V209H89V208H92V209H96V207H97V205H99L100 203H106V201H107V206H109L110 208H112V214L115 216V215H117L118 214V212L121 210V208H122V206H123V204L121 205V203H119V200H122V201H124V202H128V203H131L132 204V202L131 201H133L134 199V197H136L135 198V200H137L142 194L141 193H144L145 191H148V190H150L151 189V187H153L152 188V190H150L151 192L153 191H155V190H158L159 188H160V186L163 184V180H164V178L165 177H167L168 175L167 174H173L175 171L174 170H178L179 169V165L180 164H176V163H180L179 162V158L177 159V160H175V161H173V162H167L166 163V166H161L162 168L163 167H166L167 168V170H165L164 168V170L165 171H163V169L161 170V167H160V169H159V171H158V173H157V171H156V173L155 172H153V165L152 164H154L153 162L155 161V159L154 160H152V162H151V165H150V163H148V162H146L144 159L147 157V155L148 156H150V157H153L155 154L153 153V152H151V150H153V144H151V143H154V146H155V141H153ZM204 142V143H203ZM205 142H206V148H207V150H205V149H203V148H201V147H203V144H205ZM116 143V144H115ZM202 144V145H201ZM151 145H152V147H151ZM198 149H200L201 150V152L200 153H204L205 151L206 152H209L210 150L212 151V148L210 147V143H208L207 141H202V142H199L198 144ZM201 147H200V146ZM53 147V144L51 143L50 144V147L48 148V152H51L52 151V148ZM95 147V146H94ZM93 147V148H94ZM152 149H151V148ZM162 147H164L165 148V146L163 145ZM161 147V148H162ZM196 148H197V146H195ZM204 147H205V145H204ZM126 148V146L123 148V150ZM163 148V149H164ZM211 148V149H210ZM51 149V150H50ZM127 149V148H126ZM198 149H197V153H198V155H200V153L198 152ZM199 150V151H200ZM204 150V151H203ZM148 151V152H147ZM150 151V152H149ZM205 152V153H206ZM147 154V155H146ZM1 156H0V164L2 163V159L3 160H5L4 158L5 157H3L4 156V153H1L0 154ZM139 155V156H138ZM141 155V156H140ZM135 157H136V159H135ZM202 158H204V157H200V160H202ZM135 161V162H134ZM169 163V165H167ZM171 163V164H170ZM148 165V166H147ZM165 165V164H164ZM176 165H178V166H176ZM136 166V167H135ZM151 166V167H150ZM175 166V168H173ZM43 167H45V164H43V163H40L39 164V169H42ZM148 167V168H147ZM171 167H172V169H171ZM1 168V167H0ZM46 168V167H45ZM150 168H152L151 169V171H150ZM145 169H146V171H145ZM149 169V170H148ZM169 169L171 170V172L169 171ZM144 171V172H143ZM148 172H149V174H148ZM169 172V173H168ZM140 174V175H139ZM143 174V175H142ZM158 174V175H157ZM139 175V176H138ZM145 175V176H144ZM152 175H154L155 177H153ZM163 175V176H162ZM35 176V177H34ZM150 176V177H149ZM153 177V179H152V177ZM157 176V177H156ZM140 178V180H139V178ZM200 178H198V179H201V176H199ZM32 178L33 179H35V180H39L40 179V175L39 174H35V175H33L32 176ZM138 179V181H137V179ZM151 178V179H150ZM156 178H157V180H156ZM160 178H162V180L160 179ZM141 179H142V181H141ZM134 180H135V182L137 181V186H138V184L139 183H141L140 184V186H135L136 187V189L135 190H137V194H135L134 192H132V188H134V185H136V183L135 184H133L134 183ZM149 180H150V182H149ZM152 180V181H151ZM161 180V181H160ZM171 181L172 180H174L173 179V177L170 179ZM53 181H55V180H53ZM53 181H52V183H53ZM141 181V182H140ZM151 184L150 186H149V184ZM160 183V184H159ZM48 184H50V182H48ZM130 184H131V186H133V187H130ZM152 184H154V185H152ZM54 185V184H53ZM146 185H147V187H146ZM159 185V186H158ZM234 189H235V194H232V193H229V194H227V195H225V197H223V195L220 193V192H218V191H215V192H206V196H208V195H211V196H213L214 197V195H215V199H217V201L218 202H222V205L219 207V209L217 210V212H216V216H214L215 218L213 219V221L212 222H210V223H207L206 221H205V217L207 218V216H208V213H207V207L208 206H204V207H202V209H201V211H200V213L197 215V220L195 221V223H194V226H193V233L194 234H196L197 235V239H196V245H195V247H194V250H193V254H192V256H191V262H190V264H239V262H241L242 260H243V258L245 257V255L247 254L248 256H250L251 258H252V262L253 263H256V260H254V257H255V253H256V247L254 246V247H252L251 249H250V252H248V251H246V247L248 246V245H246V246H244V247H242L241 248V250H240V253H239V256H237V258L236 259H233V257H234V254L236 253V247H224V241H225V239H226V237H227V234L228 233H231V232H235L236 230L238 231L240 228H242V230H245V229H250L251 227H252V225H253V222H252V217H254V214H256V211H257V209H259L260 207H263L262 205H263V203H264V176L263 175H259V176H257V177H255V176H251V175H246V176H243V177H241L239 180H238V182H236V183H234ZM255 186V187H254ZM125 187V188H124ZM130 187V188H129ZM138 188V189H137ZM146 188V189H145ZM128 189H131V191L130 192H127V190ZM250 189V191H248ZM139 190V191H138ZM129 191V190H128ZM142 191V192H141ZM247 191V192H246ZM127 193H128V195H127ZM129 193H134V197L131 195V196H129ZM140 193V194H139ZM253 194L252 196H251V198L250 199H248V201L246 200V201H241V199L243 198V197H245L244 195H250V194ZM137 195V196H136ZM128 196V197H127ZM129 197H131L132 198V200L129 198ZM124 198H125V200H124ZM129 198V199H128ZM68 199V200H67ZM97 199V200H96ZM127 199V200H126ZM149 199H150V194L148 195V197H147V200H146V202H148L149 201ZM128 200H130V201H128ZM134 200V201H135ZM237 201H238V203H237ZM72 202V203H71ZM146 202H145V204H146ZM242 202V203H241ZM246 202V203H245ZM120 204V205H119ZM136 204H138L137 202H136ZM145 204L143 205V207L145 206ZM237 206V207H236ZM130 207V211L131 210H133V211H131L130 212V214L131 215H133V213L135 214L136 212H137V209H138V206H134V205H132V206H129ZM54 208V207H53ZM134 208H136V210L134 209ZM134 210H135V212H134ZM218 211H219V213H218ZM251 212L252 214V217H246L247 216V212ZM150 212V213H149ZM217 213H218V215H217ZM152 214H153V212L151 211V210H149V211H146L145 212V214H144V217H143V220H146V221H148V219L150 220V218H151V216H152ZM28 224H27V223ZM27 224V225H26ZM251 227H250V226ZM91 226V227H90ZM242 226V227H241ZM247 226V227H246ZM245 228V229H244ZM93 231V232H91V230ZM108 229H109V231H111L112 230V225L110 224L109 226H108ZM147 229L149 230L150 229V227L148 226L147 227ZM27 235H29V236H27ZM56 235V236H55ZM25 236H27L28 238H26ZM53 236V237H52ZM61 236H62V238H61ZM261 236H263L264 237V224L261 226ZM37 240V239H36ZM38 241H39V239H38ZM41 241V240H40ZM106 241V242H105ZM148 242V238H146V237H142V238H140V240L138 241V245H137V247H134L131 251H132V253L133 254H136L137 256H139V254H140V248H138L139 246H142L143 244H146ZM105 243V244H104ZM93 244V245H94ZM51 245V246H50ZM236 245V244H235ZM91 248L92 247H90L89 245H87L86 247H83V249H82V252H83V255H89V251L91 250ZM85 250V251H84ZM49 251V252H48ZM55 253H58L59 251L55 248ZM63 250H61V252H62ZM63 257H65V258H67L68 256H69V251L68 250H64L63 252H62V254H61ZM218 255H222V257H223V259L219 262V263H217V258H218ZM228 255V256H227ZM6 260H8V261H10V262H12L13 264H22L21 263V261L19 260V258L15 255V254H9V255H7V257H6ZM261 262H262V264H264V254H263V256H262V258H261V260H260V264H261ZM0 264H2V261H1V258H0ZM38 264H42V260H41V257L40 256H38Z\"/></svg>","mask_w":264,"mask_h":264}]
</instances>
